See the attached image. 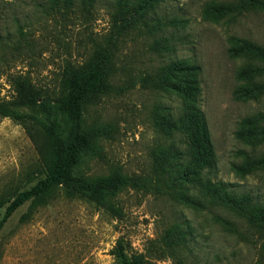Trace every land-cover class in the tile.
<instances>
[{
    "label": "rangeland",
    "instance_id": "rangeland-1",
    "mask_svg": "<svg viewBox=\"0 0 264 264\" xmlns=\"http://www.w3.org/2000/svg\"><path fill=\"white\" fill-rule=\"evenodd\" d=\"M113 5L99 0L88 11L75 0L66 11L49 0H0V100L13 99L12 76L40 90L39 105L17 109L22 117H0V264H116L120 239L144 264H264V218L238 216L184 183V168L199 166L188 165V128L178 130L182 142L159 122L163 112L179 114L183 95L169 86L190 74L213 151L202 177L264 204V161L256 163L264 156V0L161 2L146 28L123 37L115 80L123 89L83 108L80 128L100 150L83 152L72 170L82 187L58 184L23 200L45 179L54 139L71 143L77 133L54 103L61 67L87 59L108 33ZM173 60L198 69L156 77ZM168 145L172 154L160 149ZM117 176L124 183L113 193L91 189ZM175 182L206 208L165 195Z\"/></svg>",
    "mask_w": 264,
    "mask_h": 264
},
{
    "label": "trees",
    "instance_id": "trees-1",
    "mask_svg": "<svg viewBox=\"0 0 264 264\" xmlns=\"http://www.w3.org/2000/svg\"><path fill=\"white\" fill-rule=\"evenodd\" d=\"M78 1L79 4L89 11L99 0ZM163 1L114 0L108 33L101 41L93 42L90 55L87 59L78 65L70 61L63 63L59 72L60 77L56 88L57 92L53 94L55 96L54 103L59 109L65 112L68 120L76 125L77 133L73 136L71 143H64L60 138L54 139V159L46 167L45 179L30 194L24 196L23 200L33 195H42L58 184H74L82 187L80 181H76L73 178L72 170L78 164L80 155L83 152L89 151L95 155L100 150L97 141H95V137L84 128H80L83 108L88 102H96L100 98L108 96L111 92H115L117 89H123V85L118 88L115 84L116 77L119 74V67L116 60L123 42V37L132 34L136 30L141 32L139 29L146 28L149 22H152L149 21L148 16ZM49 2L51 7L57 8H59V3H61V6L66 11L73 8L75 4V0H49ZM154 23L152 28L158 31L162 27V24L157 21H154ZM159 49L162 51H172V49L167 47L165 41H160ZM185 63L186 61L173 60L166 64V66H161L156 77H160L161 75L173 77L177 73L198 69L196 66H186ZM187 77L189 78L190 74ZM188 78L183 80V86H179L178 84L169 86L172 91L180 92L183 95L184 105L180 108L179 114L174 116L173 114L163 112L159 120L161 127L166 128L167 132L164 133L166 137H169L170 132H172L182 142L187 138L189 140L188 146H195V153L193 156H189L191 161L188 165L190 166L192 164V159L194 158L198 160L199 166L192 165L193 168L191 171L186 166L181 174L182 181L196 185L202 191H205V193L217 197L227 205V208L234 210L238 216H247L250 219L264 218V204L254 202L250 194H234L227 191L224 184L219 182L212 183L208 178L202 177V168L207 167L209 169L212 167L213 151L209 138L206 135L203 114L198 106L199 88L197 81L193 78L188 80ZM9 81L13 89V99L11 101L0 100V117L18 119L22 117L17 112L18 108H34L39 105L40 90L33 85L27 75L12 76ZM184 124L188 128V130L185 129L187 135L185 138L183 134L180 135L178 132V130L183 128ZM242 135L247 136L246 133ZM169 148L170 145L167 148L160 149L172 154ZM262 158L256 159V163L262 164L264 156ZM123 183L124 179L121 176H117L116 178L106 177L93 183L94 187L91 189L95 192L105 190L113 193L118 189V185ZM191 189H194V187H191ZM185 190L188 189L185 186H181L180 182H175L173 186H169L165 190V195L182 202H188L206 208L197 200L194 201L195 199L190 194H187ZM4 202V199L0 198V207L4 205ZM12 208V206L7 208V215L12 211ZM111 254L115 258L116 264H144L140 259L128 258L125 243L121 239L116 242Z\"/></svg>",
    "mask_w": 264,
    "mask_h": 264
}]
</instances>
